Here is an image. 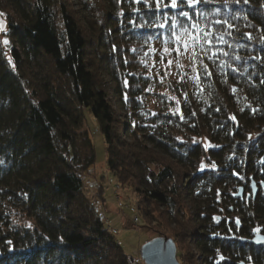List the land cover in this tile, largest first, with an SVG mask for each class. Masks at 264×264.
Segmentation results:
<instances>
[{"label": "trees", "instance_id": "16d2710c", "mask_svg": "<svg viewBox=\"0 0 264 264\" xmlns=\"http://www.w3.org/2000/svg\"><path fill=\"white\" fill-rule=\"evenodd\" d=\"M2 14L0 264H131L85 194L86 110L152 239L182 264H264V0H0Z\"/></svg>", "mask_w": 264, "mask_h": 264}, {"label": "rangeland", "instance_id": "374dc122", "mask_svg": "<svg viewBox=\"0 0 264 264\" xmlns=\"http://www.w3.org/2000/svg\"><path fill=\"white\" fill-rule=\"evenodd\" d=\"M6 16V14L0 16V43L9 57V51L7 50L12 43ZM5 41L8 43H5ZM160 88L159 83H155L153 91L156 92ZM148 99H151V103L155 107H161V103L156 96H148ZM113 102L115 101L113 100ZM85 114L96 151V164L90 169V173H87L83 177L85 194L94 205L97 215L105 219L106 222H110L111 226L118 230L116 238L125 253L130 257L141 258V248L145 242L150 241L152 237L159 234V229L154 222H147L142 217L141 212L139 213V223L137 225L134 224L133 219L135 215H133L130 209L128 207L125 210L119 208V201L116 196L121 201L134 206H138V202L132 190L121 187L119 190L117 189L116 195L113 187L109 185L112 174L107 172V149L104 136L97 119L91 112L86 110ZM5 207L4 202L0 199V212H3ZM16 219H14V223L21 221L20 218Z\"/></svg>", "mask_w": 264, "mask_h": 264}, {"label": "water", "instance_id": "95a60500", "mask_svg": "<svg viewBox=\"0 0 264 264\" xmlns=\"http://www.w3.org/2000/svg\"><path fill=\"white\" fill-rule=\"evenodd\" d=\"M251 189L254 197L257 195L258 186L252 181ZM244 189L240 188L238 196L242 197ZM255 242L264 245V234H257ZM176 242L169 237L160 236L145 242L141 248V259L145 264H182L178 259Z\"/></svg>", "mask_w": 264, "mask_h": 264}, {"label": "built area", "instance_id": "2783aa9c", "mask_svg": "<svg viewBox=\"0 0 264 264\" xmlns=\"http://www.w3.org/2000/svg\"><path fill=\"white\" fill-rule=\"evenodd\" d=\"M110 183H109V185L110 186H112L113 187V189L115 190V193L117 192V189L119 190L120 188H121V186H120V183L117 181V179L116 178H114L113 176H112V178L110 179V181H109ZM116 195H117V193H116ZM117 199H118V201H119V208L120 209H124L125 208V203L123 202V201H121L120 199H119V197L117 196ZM131 208V207H130ZM135 210V212H136V208L135 207H133V208H131V211H134ZM139 217L137 216V215H135L134 216V219H133V222H134V224H138L139 223ZM106 224H107V229L110 231V232H112L114 235H117L118 234V230L117 229H115V228H113L112 226H111V224H110V222H106ZM129 261H130V263L131 264H139L140 263V259H137V258H132V257H130L129 258ZM141 261H143L142 259H141ZM144 263V262H143ZM145 264V263H144Z\"/></svg>", "mask_w": 264, "mask_h": 264}, {"label": "snow or ice", "instance_id": "6c2138e0", "mask_svg": "<svg viewBox=\"0 0 264 264\" xmlns=\"http://www.w3.org/2000/svg\"><path fill=\"white\" fill-rule=\"evenodd\" d=\"M199 2H200V0H188V4H189L190 7L194 6L195 4H197ZM245 2H247V0H245ZM171 6L172 7H176L177 6V0H171ZM185 15H187V13H185ZM5 43H8V42L5 41Z\"/></svg>", "mask_w": 264, "mask_h": 264}, {"label": "flooded vegetation", "instance_id": "af4514ba", "mask_svg": "<svg viewBox=\"0 0 264 264\" xmlns=\"http://www.w3.org/2000/svg\"><path fill=\"white\" fill-rule=\"evenodd\" d=\"M257 184V183H256ZM258 186V185H257ZM258 190H259V186H258ZM247 194L249 195V192H247ZM253 194V193H252ZM245 195V192L243 193V196ZM242 196V197H243ZM254 196V195H253Z\"/></svg>", "mask_w": 264, "mask_h": 264}]
</instances>
